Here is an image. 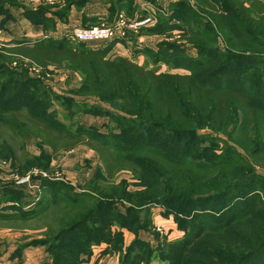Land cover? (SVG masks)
<instances>
[{
    "label": "trees",
    "instance_id": "obj_1",
    "mask_svg": "<svg viewBox=\"0 0 264 264\" xmlns=\"http://www.w3.org/2000/svg\"><path fill=\"white\" fill-rule=\"evenodd\" d=\"M90 1L66 0L65 5L53 13L64 19L73 6L80 8ZM126 1L107 0L109 13L112 14L115 9L120 12ZM182 1L179 2L182 4ZM212 1H219L221 4V0ZM222 4L220 7L223 14H215L216 23L227 40L232 39V34L237 37L232 46L237 47L238 51H224L215 45L200 43H193L197 47L195 55L187 54L183 45L170 43L169 47L164 48L166 43H163L159 44L157 50H143L145 54L154 56L153 64L166 61L171 69L184 70L185 73L167 70L162 72V67L154 70L153 67H144L126 57L112 59L108 54L116 41L92 48L84 42L76 45L70 39L72 35L61 38L44 37L32 45L18 44L21 49L0 52V123L9 125L16 140L21 137L25 141L33 136L42 137L46 142L48 140L53 151L52 154L42 152L45 168L59 150L72 149L78 144L86 143L100 153L109 172L114 171L109 164L113 159L116 162L115 169L127 166V163L131 167L138 166L139 170L154 177L156 194L142 202L138 201L141 202L137 204L141 209L150 211L153 204L168 206L169 201L178 202V209L183 210L188 218L185 221L188 227L181 238L167 243L165 256L168 264H188V255L194 252L198 242L208 233L233 235V239L240 242L242 234L261 228L254 226V220L258 218L256 214L261 211V205L264 206V199L258 191H251L253 193L244 201L245 205L236 200L224 209L211 206L234 195V198H239L237 191L260 181L254 165L243 154L236 152V149H230L220 137L218 138L223 140L224 147L219 154L207 153L212 157L203 159V153L198 147V143L203 141L198 130L213 127L216 129L212 130L213 133L229 132L234 135L230 140L246 153L256 150L251 158L264 156V77L256 71L259 68L252 72L245 65L264 64V4L258 0H223ZM9 6L19 8L23 5L18 0H0V15L9 14ZM134 7L126 11L127 16H135L137 10ZM48 8L42 7L35 12L28 7L24 9L34 20L35 15H40L43 21L47 19L44 26L53 30L56 29L55 17H44ZM195 11L197 12L194 7H188V12L182 17L180 13L173 11L168 21L154 26L156 29L147 28L141 32L158 34L169 29L178 31L181 25L186 33L190 22L201 21V14ZM139 15L136 17H146L148 13L142 12ZM176 18L180 23H171ZM210 27V30H214L213 26ZM198 32L200 36L205 34L203 27ZM210 32H206L209 44H216L219 35L215 31ZM122 39H117L116 44L123 43ZM13 53L40 63L53 59L56 62L70 63L71 67L81 73L83 83L80 91H77L78 95L95 96L101 102L115 107L116 113L108 112L115 125L102 132L94 124H82L78 119L80 113H102L103 107L80 103L73 97L58 93L45 81L30 76L26 69L22 72L12 70L8 63ZM224 56L226 59L215 65L216 60ZM232 65L241 67L235 68L229 81H226ZM58 106L67 113L63 117L70 119L69 123L59 118ZM75 116L77 119H74ZM238 132L243 136L242 139L236 137ZM122 137L127 138V141L121 140ZM211 137H208L209 140H213L214 137ZM156 138L157 146H145L138 142L143 139L150 142ZM3 143L0 152L4 148V156L10 157L15 152L13 145L8 141ZM159 145L161 148L165 145L166 148L161 150ZM22 147L24 148V144ZM141 150L148 156L138 154ZM55 184L57 183L53 180H44L45 192L54 189L51 187ZM20 193L15 191L14 198L20 199ZM52 193L55 197L51 200L44 201V198H40L31 210H18V213H22L25 219L37 218L56 204L70 206L72 201L80 202L74 197L60 199L58 191ZM60 202L67 203L60 205ZM115 202L116 200L111 199L99 200L95 206L79 212L78 216L61 221L62 228L51 235L57 240L55 247L49 251L51 253L54 249L53 264H81L85 259L84 255L90 253V247L97 243L105 242L111 248L117 247L116 239L122 233L120 230L113 231L115 224L136 232L152 228L151 217L138 223L140 209L137 207L136 211L131 209L137 215L131 222L120 214L118 216ZM216 216L219 217L216 219ZM241 224H250V229L239 227ZM134 243L129 246V253ZM47 244H50L49 241ZM237 254L239 258L227 264L254 261L264 254V237H258L254 243H242V249ZM121 264H127V261L124 260Z\"/></svg>",
    "mask_w": 264,
    "mask_h": 264
},
{
    "label": "rangeland",
    "instance_id": "obj_2",
    "mask_svg": "<svg viewBox=\"0 0 264 264\" xmlns=\"http://www.w3.org/2000/svg\"><path fill=\"white\" fill-rule=\"evenodd\" d=\"M18 1L19 3L23 2V0H18ZM101 1L107 4V0H101ZM133 1L134 0H127L120 12H117L118 9L117 10L115 9L112 14L111 12L109 13V6H108L107 7L108 11L106 14L107 18L104 19V21L95 24L93 23V24L85 25L86 27H88L97 24L98 25L105 24V25L119 27V23L125 20L126 25L122 26V28L125 31V37L127 39L125 37H122L123 39L120 38L122 39L121 42H123L121 43L122 45L120 46L121 51L109 53L108 57L112 59L118 56L126 57L135 60L138 64L144 65V67L145 66L146 67L148 66L150 68L153 67L154 70H156L158 67H162L161 69L162 72L167 70V72H172V73L175 72L185 73L184 70L171 69L170 68L171 66L167 65L166 61H161L158 64H153L154 56L145 54L143 50L145 48H150V49L153 48L157 50L159 44H163V43H166L164 44V48L166 46L169 47L170 46L169 43L174 45L176 44L183 45L186 47L187 49L186 53L189 55H195L197 53V47L193 46V43H200L201 45H205V44L215 45L216 47L218 48L220 47V49L224 51L239 50L237 47L233 48L232 46L233 43L237 41L236 39L237 37L235 35L233 36L232 34L231 35L232 39L227 40L224 37V34L221 32L222 30L218 28V25L216 23L215 14L220 15L222 13L223 9L222 7H220V5L223 3V0H221V4L219 1L218 3H214L212 0H202V1L201 0H183V1L182 0H137L136 2H134V4ZM179 1L180 2L182 1V4ZM258 1L264 4V0H258ZM174 3L175 5L172 6V4ZM22 5L24 6V8H27V6L24 3H22ZM51 6H55V5H51ZM133 7L137 10L134 14L135 16L134 17L127 16L126 11L130 10V8ZM188 7H194L197 10V12L196 11L195 12L197 14H201L200 16L201 21L190 22L189 24L190 27L188 28L186 33L184 32V28L183 29L181 28V25H180V29L177 28L178 31L169 29L166 30L165 33H158V34L157 32L154 33L144 32V31L141 32L143 29H147V28L156 29L154 26L158 25L159 23L168 21L173 15V11L176 14L180 13L179 15L180 17H182L188 12ZM10 8L12 9V11L19 12L20 10L9 6V10ZM142 12H147L148 16H151L153 18V22L148 26L139 28L138 30L127 27L130 23L137 21L138 19L144 18V17H140V18L136 17L137 15L140 16L139 14ZM8 18H10V13L1 14L0 25L1 24L5 25L7 28L8 25L10 24L12 25L15 23V22L10 23L11 20L9 21ZM171 23L178 24L180 22L178 18H176ZM210 25L214 27L213 28L214 30H210V28H212L210 27ZM202 27L204 29L203 33L205 34L200 36L198 30L200 31ZM190 30L193 31L188 32ZM207 31L217 32L219 36L216 44H209L210 39L206 36ZM70 35H72V33ZM70 39L76 45L80 44L79 41L74 39L72 36ZM114 41L117 42V39H115ZM116 42L114 46H116ZM104 44L107 43L106 42L87 43V45L92 48H98L104 46ZM21 48L17 45H12L10 43L5 44L4 41L0 40V52L1 51L11 52L7 50L21 49ZM13 54L14 55H12L10 58V63L7 62L12 70L14 69L18 72H22L23 70L26 69L28 72H30V76L41 79L46 83L52 82L55 89L62 90L63 95L67 97L78 95L77 91H80L79 89L83 81L81 78V73L77 72L73 68V66L71 67L70 63L56 62L54 59L48 60L44 63L43 62L40 63L29 57L15 55V53ZM172 59H176V58H172ZM225 59L226 56L217 59L216 60L217 63H215V65H218ZM245 65L252 72L253 69L255 70V68H259L260 70H256V71L264 77V71H263L264 64L252 65V63H249ZM240 67L239 66L236 67L232 65L231 68L229 69V73L227 74L228 78L226 79V81H229V78L231 77V73L235 71V68L238 69ZM247 68H245V70ZM262 93L264 94V91ZM105 104H107L106 107L103 108L102 113L99 114L102 117L105 116V118L108 119L109 123L107 124V129H106V131H108V128L110 126L115 125V121L113 122L109 118L110 116H108V112L116 113V110L115 107L111 106L110 104L108 103ZM59 107L60 106H58L59 118L62 119V121L66 120V122L69 123L71 120L67 119V117L66 118L63 117V115H66L67 113H65L63 109ZM84 113L85 112H82L81 114ZM126 117L129 118V116ZM74 119H77V116H75ZM79 120L81 121L80 117ZM98 123L94 125L98 127H100V125H103V122H101L100 124ZM8 126L9 125L5 123L3 124L0 123V146L4 145L3 142L8 141L11 145H13L12 147L15 150V152H13V155H11L10 157L4 156L5 154L4 148L0 152V187L3 188L2 185H4L3 182L5 181V179H6V183L9 182L12 185L14 184L16 187L24 184H29L33 186L35 185L33 184L35 182L36 185L40 186L43 189L40 198L41 199L44 198V201L51 200L52 198L55 197L53 193L51 194V192L53 191H58L60 193L58 194L60 199L74 197L79 199L80 201V202L72 201L71 204L68 203L70 206H59L56 204L53 208L46 211L42 217H37V218L30 217L27 218L26 222L19 221L18 223H12L11 224L13 226L12 229H17L18 233L23 232L25 234L22 240L26 241L25 242L26 244L27 243L46 244L49 257L53 264L52 252H54V249L51 251V253L49 251L55 247V243L57 240H54L55 238L52 237L51 235H54L55 233L58 232L59 229L62 228V226H60L61 221H67L70 218H74L78 216L79 212H83L87 208H91L95 206L99 200L102 201V200L111 199L114 201L116 200L115 211L117 212L118 216L120 214L124 219H127V221L129 222H131L132 219H136L137 217L136 213H134V211L131 210L134 209L136 211L135 207L140 209L138 215L140 216L139 218L140 221L138 223H140L141 221L144 222V220L146 221L148 218L151 217L152 228L145 231L150 233V235H153V239L151 243L150 241L145 240V238H141V236H139V232L134 231V229H129L127 227H120L119 224H115V226L113 227L114 232H116L118 229L119 230L126 229L129 232H132L131 234H134L135 237L132 240L130 238H127L130 241L128 240L126 241L125 233L120 231L122 234L119 235L116 239L117 247L111 248L113 254H115L118 257L117 262L114 264H121V262H123L124 260L127 261V264H129L130 262L129 260H133L137 262V263L130 262L131 264H150L153 262L158 264H163L164 262H167L168 264V261L165 256L167 243L171 240H174V238L172 239V237H177L179 239L184 235L185 229L186 227H188L185 224V221H187L188 218L186 217V214L185 212H183V210L178 209L179 207L178 202L169 201L167 203L168 206H165L164 204L163 205L153 204L150 206V211L149 210L146 211L145 210L146 208L141 209V207L137 205L141 203L143 199H149L151 196L156 194L155 192L156 184L154 177H151L144 170H139L137 168L138 166L131 167L128 166L127 163H125L127 166H120L119 169H115L116 162L113 161V159H111L109 164H110V168L113 167L114 171L109 172V169L106 167L107 165L102 159L100 153L95 148L91 147L86 143H85L86 145H88L90 148H93L99 155L97 161H93L94 159L92 154L79 155L78 153H76V151L72 152L70 151L71 149L68 150L64 149V150H59L51 158L47 168H45L44 156L42 152H46L47 154H52L53 151V148L51 144H49L48 140L46 142V140L43 139L42 137H36V136L28 138L25 141L21 137H19L16 140L14 139V136ZM134 130H131V132H133ZM212 130L216 131V129L213 127L210 128L206 127L198 130L197 132L199 135H201L203 139V141L198 143V147L201 153H203L201 157H203V159H206L207 157H212V155L214 154L221 153L224 147L223 145L224 144L223 140H224L229 146V148L231 147L230 149L233 150L236 149L235 150L236 152L238 153L240 152L241 154H243L247 158V160L252 165H254L255 171L258 174V177L261 178V180L257 182L255 181L251 183L249 187L237 191L236 192L238 195L237 197L239 198H234L235 197L234 195V197H230V199L226 201L220 200L211 206L213 207L219 206V207H223L222 209H224L229 203H233L236 200L240 202L242 205H245L246 203L244 201L248 199L251 193H253L251 191L260 192L261 196L263 197L262 199H264V156H259L256 157L255 159L251 158V156H254V153L257 152L256 150L251 151L250 153H246L245 151H243L242 148H240L237 144H235L230 140L231 138L233 139L234 135H230L229 132L226 133L223 132L221 134H217V133H213ZM209 136H212L211 138L214 137L213 140H209L208 138ZM237 136H239L240 139H242L243 137L241 134H239V132L236 135V137ZM218 137H220L223 140L219 139ZM121 140L127 141V138L122 137ZM43 142L45 143L41 144ZM138 142L141 145H145V146L146 144L148 145L155 144L157 146L158 139L156 138V140L154 139L153 141L151 140L150 142H146V139H143L141 140V142L140 141ZM22 144H24V148L22 147ZM159 147H160L159 149L161 150L166 148L165 145H163L162 148L161 145H159ZM250 150H248V152ZM211 152L212 155L207 154ZM95 154L96 153H94V155ZM138 154L148 156L146 152H143L142 150L138 152ZM229 154L234 155L230 152ZM114 156L115 158H117L115 154ZM121 157H123V155H121ZM237 159L241 160L239 158ZM96 162L98 163L96 164ZM23 178H27V180L23 183L19 182ZM44 180H53V182H56L57 184L59 183V185L55 184L53 187H51L54 189H50L45 192L43 188ZM2 190L3 189H1V191ZM20 194L19 196H22ZM6 195H10V193H6ZM75 195L78 196L75 197ZM62 203H67V202H60L59 204L61 205ZM260 209L261 211L258 214H256L258 218L254 220V226L261 227L259 228V230L251 231V232L247 231L246 233L242 234L243 237L241 238L240 242L233 239V235L231 237V235L224 236L223 234L219 235V234L208 233L204 239L198 242V245L195 247L194 252L188 255L187 263L188 264H227V262L229 261H235L236 259H238L239 255L237 254V252L240 251V249H242V243H247V242L254 243L255 240L258 239V237H264V206L261 205ZM14 216L16 218H23L22 213L21 214L18 213L17 215ZM218 217L219 216H216V219ZM165 219H172L175 222L174 230L176 231H173L175 232L173 236L168 237V233L167 234H164L165 232L161 233L164 231L163 226L160 223L155 224L156 222L164 221ZM158 226L162 228V231L159 232ZM241 226H243V224L239 225V227ZM243 228L249 230L250 224H245ZM33 236H35L36 238L35 239L28 238ZM138 240L141 241L139 242ZM47 241H49L50 243L49 245L47 244ZM133 242H135L134 246L131 247V252L129 253L128 248H130L129 246H131ZM62 254L65 253L62 252ZM86 256L84 255V258ZM254 262L257 264H264V254L258 256L254 261H245L242 264H253Z\"/></svg>",
    "mask_w": 264,
    "mask_h": 264
},
{
    "label": "crops",
    "instance_id": "obj_3",
    "mask_svg": "<svg viewBox=\"0 0 264 264\" xmlns=\"http://www.w3.org/2000/svg\"><path fill=\"white\" fill-rule=\"evenodd\" d=\"M22 3L34 12L38 11L42 7H49L45 12L44 17H55L54 20L56 21V29H46L47 27H45L43 23H46L48 20L46 19V21H43L40 15L34 14L36 20L32 19L25 13L24 6L19 8L14 7L15 9H20L19 12L12 11L10 8V18L8 19L9 21L11 20L10 23H15L8 25L7 28L5 25H0V40L4 41L5 44L10 43L12 45H18L21 43H27L28 45H32L34 42L44 37L50 36L61 38L69 36L76 25L85 26L104 21V19L107 18L106 14L108 11V4L101 0H92L80 8L73 6L69 11L68 16L64 19H60L53 12L65 5V0H23ZM121 45V43L116 44V46L112 47V50L109 53L121 51ZM48 84L52 86L55 91L63 94L61 89L59 90L54 88L52 82ZM72 97L80 103L97 106L100 105L103 108L107 105L95 96L75 95ZM79 117L81 118L80 122L85 125L96 124L98 122V124H100L103 122V125H100V128L103 132H106L109 121L105 118V116L102 117L99 113L85 112L84 114L80 113L78 119ZM70 151H76L79 155L92 154L94 159L93 161H97L99 158L97 152L85 143H81L80 145L72 148ZM94 153L96 154L94 155ZM97 163L98 162H96V164ZM3 184V188L0 187V264H52L46 244H26V241L22 240L25 234L23 232L18 233L17 229H12L13 226L11 225L12 223H18L19 221H27L25 218H16L14 215L18 214V210H31L35 203L40 199L43 189L36 185L35 182L33 183L35 184L33 186L24 184L16 187L14 184L12 185L9 182L6 183L5 179ZM1 189L3 190L1 191ZM15 191L22 193V197L20 199L14 198ZM6 193H10V195H6ZM159 223L164 229L161 233H168V237L175 234V232H173L176 231L174 230L175 222L172 219L158 221L155 224ZM120 231L125 233L126 241L128 240L127 238L132 240L135 237L134 234H131L132 232H129L126 229H121ZM139 236L152 243L153 235H150L147 231L140 230ZM28 238L35 239L36 237L33 236ZM173 238L178 239L177 237H172V239ZM88 255L89 256H86L81 264H114L118 260V257L113 254L111 250V245L105 242L92 245ZM150 264L158 263L153 262ZM163 264H167V262H164Z\"/></svg>",
    "mask_w": 264,
    "mask_h": 264
},
{
    "label": "built area",
    "instance_id": "obj_4",
    "mask_svg": "<svg viewBox=\"0 0 264 264\" xmlns=\"http://www.w3.org/2000/svg\"><path fill=\"white\" fill-rule=\"evenodd\" d=\"M153 22L151 16H146L142 19H138L130 23L127 27L138 30L141 27L148 26ZM126 25L125 20L119 23V27L111 25H93V26H76L72 30V37L79 42L92 43V42H109L115 39L125 37V31L122 26ZM27 178H23L19 182L23 183ZM158 230L162 231V228L158 226Z\"/></svg>",
    "mask_w": 264,
    "mask_h": 264
}]
</instances>
